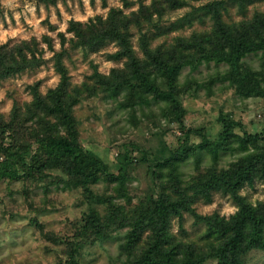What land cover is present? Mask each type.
Masks as SVG:
<instances>
[{"label": "trees", "instance_id": "obj_1", "mask_svg": "<svg viewBox=\"0 0 264 264\" xmlns=\"http://www.w3.org/2000/svg\"><path fill=\"white\" fill-rule=\"evenodd\" d=\"M199 1L205 0H152L149 4L141 2L129 13L113 7L107 16L96 15L87 22L71 20L68 31L73 33L72 47L97 50L114 43L118 49L109 56L124 60V66L113 68L109 74L95 66L89 81L74 84L63 60L68 53L65 33H60L62 49L58 52L45 35V42L55 51V67L61 76L58 85L46 93L40 91L39 82L30 85L29 102H15L8 118L0 114V182L22 181L23 194L28 196L30 181L41 184L53 177L52 182L62 181L67 188L81 190L90 204L105 205L104 214L91 207L76 222L73 235L50 233L48 238L57 248L65 247L67 259L62 264H80L85 245L109 239L114 231L123 228L126 231L121 249L127 260L122 264H205L210 259H215L216 264H247L250 251H264V202L253 204L242 194L245 187L264 182V130L249 133L241 122L223 115L219 134L210 138L204 128L186 127L180 99L189 87L188 82H180L183 69L195 70L211 62L227 65L214 81L228 82L243 97H264V67L254 69L244 60L264 52V11H255L251 17L247 14L252 5L264 0H207L195 4ZM124 4L129 7L133 2L124 0ZM184 7L190 9L183 16L162 25L168 15ZM231 8L243 18L228 21L226 13ZM196 21H209L210 27L189 35L179 34L153 46L154 37H168L170 31L192 27ZM145 26L158 31L151 36ZM133 29L140 33L142 56L134 48ZM42 51L35 37L13 45L0 44V81L40 66ZM98 92L112 97L123 93L121 105L132 108L133 113L136 105L163 102V116L177 121L183 129L182 142L171 149L169 157L155 163L153 174L163 176L166 168L167 182L157 193L136 204L127 193V167L122 166L118 174L111 172L107 163L88 152L80 141L75 107ZM193 134L201 140L193 141ZM202 150L208 151L214 162L185 181L181 164ZM229 151L240 155L228 167H219L220 153ZM55 171L58 176L53 175ZM101 180L115 184L117 198L94 192L93 185ZM217 193L230 196L237 203V211L229 217L216 212L199 214L195 205L201 201L211 203ZM120 197H126L125 204L117 202ZM31 207L39 210L33 204ZM185 212L205 225L201 236L204 244L178 240L171 233L172 220L183 218ZM31 218L30 223L44 232L39 217Z\"/></svg>", "mask_w": 264, "mask_h": 264}, {"label": "rangeland", "instance_id": "obj_2", "mask_svg": "<svg viewBox=\"0 0 264 264\" xmlns=\"http://www.w3.org/2000/svg\"><path fill=\"white\" fill-rule=\"evenodd\" d=\"M129 1L133 4L126 7L124 0H57L56 3L43 0H1L0 44L13 45L35 37L43 49V63L35 69L0 81V114L8 118L15 102H29L32 99L30 85L39 82L42 93L58 85L61 76L55 67V51L45 42V35L51 38L53 47L58 52L62 49L60 33H65L68 53L63 60L74 84L89 81L95 66L103 74H109L113 68L123 67L124 60H114L109 56L118 49L116 44L107 43L97 50L72 47L70 39L73 33L68 28L71 20L87 22L96 15L107 16L113 7L122 8L129 13L137 9L141 2L149 4L152 0ZM189 9L190 7H184L174 11L162 25H169ZM255 11H264V2L252 5L247 12L248 16L251 17ZM242 18L235 8L226 13L228 21ZM209 27V21H196L192 27L170 31L168 37H154L152 43L156 46L167 38L171 41L176 35H189L194 30L201 31ZM144 28L145 31H150L151 36L158 31L151 26ZM132 34L134 48L142 56L140 33L133 29ZM244 60L254 69H262L264 52L248 55ZM226 69V64L215 62L204 63L195 70L189 67L183 69L180 82H188L189 85L180 97L185 108L186 127L204 128L205 133L214 138L222 128L220 117L224 115L241 122L249 133L263 131L264 97H243L228 82L214 81L217 74ZM122 94L112 97L98 92L86 97L76 105L75 115L84 148L105 161L113 173H120L124 165L127 167V193L136 204L141 198L157 193L161 184L167 182L166 168L163 176L153 174L155 163L169 157L171 149L182 142L185 136L177 121L163 116V102L152 101L150 105H136L133 113L132 108L121 105ZM235 131L242 134L239 128ZM192 140L199 142L201 138L193 134ZM239 155L230 151L220 153L217 164L219 167H228ZM2 160L3 157H0V161ZM213 162V156L206 150H202L199 155L190 156L181 164L183 179L189 181L198 169L205 170ZM58 174L53 172L54 176ZM52 181L53 177L46 178L41 184L30 181L28 196L23 194L22 181L12 184L0 182V264H62L67 259L65 247L57 248L52 239L48 238L50 233L58 236L73 235L76 232V222L93 206L104 214V204H90L81 190L67 188L62 181ZM93 186L97 195L118 197L115 184L101 180ZM242 194L253 204L264 202V182L258 181L253 187H245ZM126 200V197H120L117 202L125 204ZM31 204L39 210H32ZM195 207L202 215L216 212L227 217L238 209L237 203L222 193H217L211 203L201 201ZM36 215L44 223V232L30 223L31 217ZM125 231V228L114 231L109 239L85 245L80 264L125 262L127 255L121 249ZM204 231L205 225L197 222L189 212H185L183 218L175 217L172 220L171 233L178 240L204 244L201 239ZM246 263L264 264V251H250L246 256ZM205 264H216V260L210 259Z\"/></svg>", "mask_w": 264, "mask_h": 264}]
</instances>
